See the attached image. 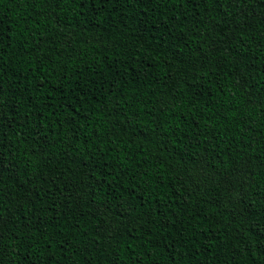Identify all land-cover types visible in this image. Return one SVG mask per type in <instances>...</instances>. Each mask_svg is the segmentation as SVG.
<instances>
[{
	"label": "trees",
	"instance_id": "obj_1",
	"mask_svg": "<svg viewBox=\"0 0 264 264\" xmlns=\"http://www.w3.org/2000/svg\"><path fill=\"white\" fill-rule=\"evenodd\" d=\"M0 264H264V0H0Z\"/></svg>",
	"mask_w": 264,
	"mask_h": 264
}]
</instances>
